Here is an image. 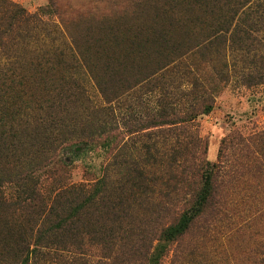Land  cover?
I'll use <instances>...</instances> for the list:
<instances>
[{"label": "trees", "instance_id": "1", "mask_svg": "<svg viewBox=\"0 0 264 264\" xmlns=\"http://www.w3.org/2000/svg\"><path fill=\"white\" fill-rule=\"evenodd\" d=\"M112 21L81 34L62 21L61 46L37 44L32 34L45 24L39 14L0 0V264H125L134 257L163 264L169 246L210 211L226 216L217 190L245 165L198 163L183 156L189 144L175 149L178 173L165 180L164 187L172 184L167 198L191 188L188 176L196 170L200 181L158 231L146 220L167 218L173 200L154 210V176L135 159L124 160L118 172L112 161L129 136L211 113L220 84L230 80V70L240 71L238 60L244 85L264 84V38L256 35L264 0H142L129 17ZM196 59L205 60L219 85L207 83L202 66L197 72ZM83 70L104 104L89 97L77 77ZM145 87L160 91L161 111L140 110L129 128L114 126L113 106ZM259 142L264 145V133ZM98 146L107 151L102 172L86 171L88 183L72 182L63 152Z\"/></svg>", "mask_w": 264, "mask_h": 264}, {"label": "rangeland", "instance_id": "2", "mask_svg": "<svg viewBox=\"0 0 264 264\" xmlns=\"http://www.w3.org/2000/svg\"><path fill=\"white\" fill-rule=\"evenodd\" d=\"M11 1L31 14H39L40 19L45 22L44 25L39 23L33 32L32 42L56 43L61 46L62 21L68 29L78 34L89 29L106 28L114 19L129 17L142 0ZM262 25H258L259 32L256 35L264 38V24ZM194 61L197 64H191H194L199 74V68L202 66V75L207 83L219 85L217 79L213 78L211 69L206 70L205 60ZM198 65L200 67L197 68ZM236 65L237 71H240L230 70V80L220 84L221 91L216 97L211 113L191 117L186 122L163 130L153 128L144 134L129 136L124 142V150L112 161L113 169L118 172V167L124 160L135 159L139 166L146 167L147 173L154 176L156 195L149 204L154 210L162 203L168 205L169 199L173 200L172 213L167 218L158 219V222L156 217L146 220L152 229L159 228L158 231L171 223L184 202L189 199L187 194L191 193V189L196 188L200 181L196 170L188 176L193 184L191 188L186 187L179 196L173 194L167 198L172 184L169 181L168 188L164 187L165 180L174 172V175L178 173L174 171L176 166L172 167V154L175 149H182L189 144L190 151L183 156L191 160L195 157L193 160L198 163L217 165L220 161H231L241 169L245 165L242 171L234 169L235 172L231 173L230 177L232 180L221 184L217 190L216 203H227L226 216L216 217L212 215L214 211H210L211 214L200 219L182 242L169 246L163 264H260L264 258V145L259 142L264 133V84L251 88L244 85L241 72L243 63L238 60ZM172 76L174 77V74ZM77 77L86 87L93 103L99 106L104 104L86 71L77 72ZM167 81L172 84L171 78ZM174 81L179 79L175 76ZM161 95L159 90L151 92L145 87L124 97L120 103L113 106L111 123L114 126L125 123L129 128L130 118L133 119L136 112L143 110V114L155 115L161 111ZM189 104L191 100L185 103L186 106ZM192 140L194 141L190 144ZM238 146L239 151L236 152ZM74 150L63 152L72 163V182L88 183L90 177L86 175V171L100 174L107 151L99 146L88 149V152L78 148ZM113 153L117 154L118 151L114 150ZM122 165L124 167V164ZM97 252L95 249L93 254L97 255ZM128 261L131 262H126L127 264L143 263L142 259L136 257Z\"/></svg>", "mask_w": 264, "mask_h": 264}]
</instances>
